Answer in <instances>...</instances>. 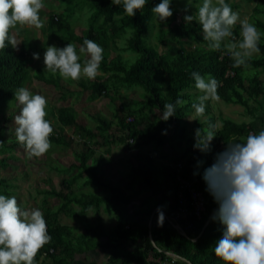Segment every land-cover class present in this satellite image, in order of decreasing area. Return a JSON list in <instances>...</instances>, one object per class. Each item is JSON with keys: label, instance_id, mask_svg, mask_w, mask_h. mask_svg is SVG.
I'll list each match as a JSON object with an SVG mask.
<instances>
[{"label": "trees", "instance_id": "16d2710c", "mask_svg": "<svg viewBox=\"0 0 264 264\" xmlns=\"http://www.w3.org/2000/svg\"><path fill=\"white\" fill-rule=\"evenodd\" d=\"M87 2L93 7V12L86 31L76 32L65 17L52 12L47 13L48 26L53 31L62 33L61 40L75 41L81 46L85 39L97 43L103 49V59L99 68L102 71H112L111 74L122 83L140 85L150 97L139 102L138 107L115 102L117 104L113 111L117 119L115 126L105 115L95 113L94 119L97 124L90 127L77 121V110L74 106H52L51 113L58 123V131L55 135L51 134L49 140L74 147L75 161L71 165L77 169V174L85 175V183H94L107 193L77 194L72 187L75 178L63 177L60 180L61 188L57 191L63 202L57 210L49 207L44 208L42 212L51 240L38 251L35 264L42 255L50 257L53 264H152L150 256L163 255L164 251H171L179 257L175 264H225L215 254V246L222 237L224 226L213 219L218 205L207 190L205 170L210 169L215 163L216 149L220 143L243 144L248 135L256 133L251 131V126L245 122H237L225 115L220 116L221 125L218 127L217 116L206 101L203 116L207 118L201 120V116L196 115L197 119L189 129L186 125L188 115L194 109L192 105L199 103L198 92L193 91L196 87L192 73H199L206 82L209 77L215 78L219 82L217 94L222 100L251 109L250 101L257 99L263 92L262 80L257 73L247 75L244 71L247 67L264 68V20L259 16V13H264V0L254 8L252 17L254 25L261 34L258 43L260 51L247 60L246 65L240 67L234 66V60L224 44H221L220 50H210L208 42L203 38L201 24L186 21L171 24L176 17L174 11L166 20L168 29L165 33L169 34L168 39H165L163 34L158 37L160 44L167 48L160 50L147 44L143 36L152 26L155 16L152 8L161 0H146L143 9L137 10L133 17L125 13L122 3L114 5L112 0H87ZM127 28L133 30L128 38V48L138 53L132 63L125 62L126 60L119 53L109 57V44L115 43ZM240 29V24L235 25L232 29L233 37L239 35ZM9 35L12 36L11 30ZM184 42L191 44L185 46ZM6 44V48L0 50V99L12 100L16 98L17 90L23 87L28 77L27 64L30 61V50L24 44L16 49H13L7 41ZM230 71L233 73L230 74ZM35 77L53 85H59L63 81L59 76L46 77L40 68L36 69ZM76 82L79 89L88 91L92 98L110 97L115 101L112 95H109L107 81L101 74L91 80L81 77ZM178 99L185 103L176 105ZM165 104L176 105L174 115L168 119L172 127L169 142L170 157L175 158L160 163L139 146L144 142L165 144V137L161 132L162 126L150 120V113L163 114ZM128 116H132V120L128 121ZM210 125L215 127L210 128ZM67 126H72L82 136L81 143L67 134L65 129ZM208 131L214 133V138L207 149H202L198 144L206 138ZM116 132H120L121 135L117 136ZM116 141L123 143V148L130 150L133 155L124 187L108 171L110 158L105 156V153H109V149L104 148L100 151L95 147L99 143ZM0 144L3 148H17L22 145L17 141L7 143L2 135V127H0ZM12 157L13 155L2 156L0 163L6 165L7 158ZM179 163L181 175L202 191L206 199L202 216L200 218L189 216L186 221L192 225L190 227L182 225L186 235L178 231L165 214H169L178 205L176 169ZM136 180L146 189H160L165 192L168 209L162 213V222L158 221L161 212L155 210L156 204L141 203L130 213H125L117 206V223L113 230V238L106 239V242H103L99 235L98 238L88 234L78 235L73 227L58 222V214L61 211L80 216L89 206H94L96 213L99 214L101 202L115 206L131 204L135 197ZM9 185L6 177L0 175V193H4L6 197L9 194L7 189ZM70 201L79 204L81 209L71 211L68 206ZM124 242L130 243V246L123 245ZM97 246L112 248V253L106 262L85 261L80 258L81 254Z\"/></svg>", "mask_w": 264, "mask_h": 264}, {"label": "clouds", "instance_id": "9594fccd", "mask_svg": "<svg viewBox=\"0 0 264 264\" xmlns=\"http://www.w3.org/2000/svg\"><path fill=\"white\" fill-rule=\"evenodd\" d=\"M171 0H161L152 8L160 22H165L173 15ZM114 5L123 4L125 13L133 17L137 10L143 9L146 0H112ZM44 7L43 0H0V50L7 44L13 49L18 46L10 30L20 26L37 29L43 27L39 12ZM186 21L192 16L186 15ZM199 23L202 25L203 38L210 50H220L226 38L231 40L225 45L227 52L234 60V66L246 65L254 54L259 53L260 32L248 22L240 20L239 14L232 11L225 0H203L198 10ZM239 21L241 37H233L232 28ZM103 49L94 41L85 39L79 48V54L73 44L62 48L50 45L43 56V64L49 72H59L67 80H79L82 76L91 80L99 74L103 59ZM81 56L86 57L83 64ZM39 59V53L32 54ZM195 87L204 95L198 97L199 103L192 106L197 116H203L205 101H218L219 82L209 77L207 82L197 72L192 73ZM16 98L22 105L15 123L17 140L25 146L30 157H40L51 147L49 140L53 132L47 116L48 101L39 94H32L26 88H19ZM185 101L177 100L176 105ZM176 105L165 104L162 120L167 121L174 115ZM214 128V125H210ZM214 133L198 144L202 149L210 145ZM202 145V146H201ZM208 191L218 208L213 215L224 226L222 237L215 246V254L225 264H264V130L250 134L246 142L233 143L216 156L215 163L205 170ZM158 221H163L160 213ZM47 224L39 209H21L15 197L0 195V264H35L38 251L49 241Z\"/></svg>", "mask_w": 264, "mask_h": 264}, {"label": "rangeland", "instance_id": "374dc122", "mask_svg": "<svg viewBox=\"0 0 264 264\" xmlns=\"http://www.w3.org/2000/svg\"><path fill=\"white\" fill-rule=\"evenodd\" d=\"M260 2L261 0H227L226 3L229 4L232 11L239 14L240 20L247 19L249 23L254 25L252 20L255 12L254 8L260 5ZM213 3L215 4V0H213ZM43 4L44 7L39 12L40 19L43 23L42 28L37 29L35 27L17 25L16 28L11 29V33L19 43L17 48L24 44L28 46L30 50V61L27 64L29 73L23 84V88L28 89L34 95L39 94L44 96L48 101L45 109L47 112L45 119L51 122L53 128L52 134L55 135L58 131V123L51 113L52 106H74L77 110V121L85 123L90 127H94L97 124L96 119H94L95 113L105 115L112 122V125L115 126L117 119L113 111L117 105L116 103L123 102L130 106L138 107L139 102L141 103V101L147 100L150 97L149 93L140 85H128L119 81L118 78L111 74L112 71H102L100 68L98 70L99 74L107 81L109 95H112L115 101L110 97L92 98L88 91L79 89L76 82L77 80H65L60 76L58 71L56 73L47 71L43 64V56L48 46L54 45L57 48H62L66 46V44H73L78 54L79 48L81 47V45L75 41L61 40L62 33L58 31L55 32L48 26L47 13L52 12L56 15L65 17L75 31L80 32L82 30L86 31L89 27L93 7L87 0H43ZM202 4L203 0H171V9L176 15L171 24L186 21L184 19L186 15L192 16V20L186 22L200 24L198 10ZM259 16L264 20V13H259ZM239 24L238 21L236 25ZM255 27L257 28V26ZM167 29V22H160L155 15L152 20V26L143 36L144 40L147 44H151L160 50L165 49L167 46L161 45L158 37L163 34L165 39H168L169 34L165 33ZM257 30L259 31L258 28ZM132 33V28H127L126 32L116 39L115 43L109 44V57H113L115 54L119 53L127 63H132L136 59L138 53L128 48V38ZM240 33L241 29L239 35L234 36L236 41L242 39ZM229 41L230 38H226L222 44L226 45ZM173 44L178 45V43ZM190 44L189 42H184L185 46H189ZM33 53H39L40 58L34 60L32 57ZM85 59L86 57L81 56L80 63L83 64ZM37 68H40L46 77L59 76L63 81L59 85H53L38 80L35 77ZM247 68V70L244 71L245 74L251 75L255 73L254 68ZM193 91L198 92L199 97L204 95V93L197 88ZM206 102L211 105V109L217 116L216 124L218 127L221 125V115H230L235 120H241L239 119V109L241 110L243 108L242 105L226 102L221 98L218 101L209 99ZM21 108L22 105L19 104L17 98L12 100L0 99V127H2V135L7 143L12 141H17V143H19L16 137V128L18 125L15 123V118L20 114ZM195 115V109H193V111L189 113L186 121L188 128L191 127L194 122ZM150 117L157 120L159 115H157V113H150ZM5 120L7 122H5ZM65 129L68 135L73 136L76 142L81 143L83 140L82 136H80L72 126H67ZM171 129V126L167 125V128L163 132L166 141L164 145H157L155 142H144L139 147L141 150L149 152L160 163H162V160H174L175 157L164 154L168 149L167 144L170 142V135L172 134ZM116 135L119 136L121 133L116 132ZM91 141L90 139L89 142L91 143ZM102 141L103 140H101V142ZM50 143L51 147L49 150L40 157H30L24 145H20L17 148H3V145L0 144V157L13 155L12 158H7L8 163L6 165L0 163V175L6 177L10 184L7 188L9 190L7 197H15L21 209H39L43 212L44 208L50 207L52 210H57L58 206L63 202V199L57 195V191L61 188L60 180L63 177L69 179L72 177L75 178L72 187L77 194H83L88 191L107 193L96 184L85 183V175L80 176L77 174V169L73 168L71 165V163L75 161L76 149L74 147L52 141H50ZM230 144L232 143H220L216 149V153H221L227 145ZM95 147L99 150L108 148L109 154H105V156H109L113 160L115 167L121 170L124 169L123 171H128L131 167L133 155L130 150L123 148V143L119 141L114 143L103 142V144L99 143L95 145ZM134 188L135 197L129 205H120L116 203L117 205L115 206L113 204L101 202L99 214L96 213L94 206H89L80 216L61 211L58 214V222L73 227L75 233H78V235L88 234L96 238H98L99 235L101 240L113 238V230L117 223V206L122 211L130 213L141 203L147 205L154 204L150 199L151 197L155 198V194L151 192V189L144 188L137 180L134 183ZM0 195L6 196L4 193H0ZM68 206L71 208V211L81 209V206L74 201H70ZM123 245L130 246V243L124 242ZM80 258L85 261L97 260L100 263L108 260L106 251L100 246L94 247L91 251L81 254ZM36 264L53 263L50 257L42 255Z\"/></svg>", "mask_w": 264, "mask_h": 264}, {"label": "crops", "instance_id": "0c3cea01", "mask_svg": "<svg viewBox=\"0 0 264 264\" xmlns=\"http://www.w3.org/2000/svg\"><path fill=\"white\" fill-rule=\"evenodd\" d=\"M254 55H257V54H254ZM249 68H253V67H249ZM254 69H255V73H257L258 76L260 77V79L262 80V87H263L262 94L260 96H258L257 99L250 101V108L251 109L248 110L242 105L243 108L241 110L239 109V111H240L239 112V114H240V118L239 119H241V120H235L230 115L228 117L232 118L233 120H235L237 122H245L246 124L251 126V131H253L254 133L258 134L260 131L264 130V68L257 67V68H254ZM256 69H257V71H256ZM157 115H159L157 120H154L153 117L150 120L154 121L156 123V125L158 124L159 126H162L161 132L163 134V132L167 128V125L171 126V123L168 120L167 121L162 120L161 119L162 118V114L161 113L158 112ZM206 118H207L206 116L200 117L201 120H204ZM196 119H197V116L195 115L194 122H195ZM194 122L192 123V125L194 124ZM192 125H191V127H192ZM191 127H189V129H191ZM171 132H172V129H171ZM167 146H168V149H167V151L164 152V154H167L168 156H171L170 155L171 151H170V148H169V144H167ZM105 154H109V153H105ZM161 162H166V160H162ZM108 168H109L108 171L111 172V174L114 176V178L118 179L120 185L124 187L125 183L127 182L126 181V179H127L126 176H127L128 171H129L130 168L128 169V171H123L124 169L121 170V169L115 167V165L113 163V160L111 158H110V163L108 164ZM91 184H94V183H91ZM100 189H102V188H100ZM89 192H95V191H88V192H85V193H89ZM151 192L153 194H155V198H153V197L150 198L151 201L154 204H156L155 210L160 211L161 213H165L164 211H166L168 209V205L165 202V192H163L160 189H154V190H151ZM96 193L103 194V195L106 194V193H99V192H96ZM125 213H127V212H125ZM165 214H167V213H165ZM102 241L106 242V239L102 240ZM100 247L103 248L106 251L107 259H108L109 255L112 253L111 252L112 251L111 247L110 248H107V247H104V246H100ZM88 251H91V249L87 250L86 252H88ZM88 261H90V260H88ZM94 261H97V260H94ZM102 263H104V262H102Z\"/></svg>", "mask_w": 264, "mask_h": 264}, {"label": "built area", "instance_id": "2783aa9c", "mask_svg": "<svg viewBox=\"0 0 264 264\" xmlns=\"http://www.w3.org/2000/svg\"><path fill=\"white\" fill-rule=\"evenodd\" d=\"M233 72L230 71V74ZM132 116H128L127 120H131ZM180 163L177 166V201L178 205L166 214L171 220L173 226L180 232L184 231V227H190L192 224L186 219L189 216L200 218L205 211L206 199L202 191L198 190L193 183L183 177L179 170ZM52 251V249H50ZM152 264H175L179 257L171 251H164L163 255L150 256Z\"/></svg>", "mask_w": 264, "mask_h": 264}, {"label": "water", "instance_id": "95a60500", "mask_svg": "<svg viewBox=\"0 0 264 264\" xmlns=\"http://www.w3.org/2000/svg\"><path fill=\"white\" fill-rule=\"evenodd\" d=\"M152 215H153V213H152L151 216L149 217V223L151 222ZM182 233H183L184 235H186V232H185V231H183Z\"/></svg>", "mask_w": 264, "mask_h": 264}]
</instances>
